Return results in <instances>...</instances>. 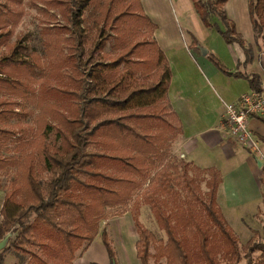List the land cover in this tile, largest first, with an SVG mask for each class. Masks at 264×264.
<instances>
[{"label":"trees","instance_id":"trees-1","mask_svg":"<svg viewBox=\"0 0 264 264\" xmlns=\"http://www.w3.org/2000/svg\"><path fill=\"white\" fill-rule=\"evenodd\" d=\"M40 1L52 22L40 28L39 53L28 33L12 40L22 0H0V149L10 150L7 142L22 132L18 154L0 153V171L7 173L0 183V238L16 234L0 252V264L10 248L26 256L27 264H72L97 234L111 264H117L100 222L128 212L142 188L166 238H157L133 217L141 264H241L243 259L264 264L258 232L240 245L217 203L218 171L176 162L171 154L172 141L181 133L167 99L171 70L140 0ZM227 1L191 3L202 24L216 27L227 44L241 46L249 62L251 45L227 16ZM211 15L219 16L224 30ZM248 15L264 52V0H248ZM197 44L192 36L191 46ZM206 55L231 74L215 55ZM233 75L245 77L252 91L264 90L258 74ZM25 100L33 102L35 112L17 108ZM27 115L31 126L12 122ZM181 185L187 198L175 188Z\"/></svg>","mask_w":264,"mask_h":264},{"label":"crops","instance_id":"crops-1","mask_svg":"<svg viewBox=\"0 0 264 264\" xmlns=\"http://www.w3.org/2000/svg\"><path fill=\"white\" fill-rule=\"evenodd\" d=\"M140 2L144 13L156 25L152 37L171 70L167 99L181 124V133L172 141L173 153L197 169L218 171L221 181L217 203L237 237L240 234L246 242L254 230H264V118L249 117V128L258 143V149L253 151L228 133L223 113L226 103L236 102L242 94L252 91L247 79L234 76V72L258 74L264 89V57L259 55L262 41L250 22L248 0H228L224 9L246 44L252 47L249 62L244 61L241 46L223 43L214 29L202 24L190 0L187 8L190 15L184 9L175 8L173 12L163 9L157 0ZM219 27L224 29L223 24ZM192 35L197 39L196 47L191 46ZM199 47L215 55L231 74L217 69L208 58H201ZM2 200L3 195L0 207ZM142 207L137 215L140 223L145 212ZM133 217L128 211L111 219L116 221L112 236L108 231L110 221L105 225L117 264H141L136 256L138 234ZM72 264H111L100 234Z\"/></svg>","mask_w":264,"mask_h":264},{"label":"rangeland","instance_id":"rangeland-1","mask_svg":"<svg viewBox=\"0 0 264 264\" xmlns=\"http://www.w3.org/2000/svg\"><path fill=\"white\" fill-rule=\"evenodd\" d=\"M157 3L158 4L160 3V7H162L163 9L169 8V9H171L172 12L174 11L173 9H175V8L184 9V10H186L187 15H190L189 9H187V8H189V0L188 1L187 0H157ZM43 6L44 5H43L42 1H40V0H22V5L20 6V8H17V10L20 11L21 15H20L19 19L17 20V22L14 24L13 36H12V40H13L16 35L28 33L30 35V42L29 43H30L31 47L39 53L42 50L41 39L39 37L40 28H42V26H44L45 24H48L47 22H52L51 19L47 20L48 17L42 11L44 9ZM53 11L54 10L49 11V14H51L49 16L52 17ZM8 19L11 22H13V17H11V18L9 17ZM210 20L213 24L215 23L218 27H219V24H221V26H222V22H221L219 16L211 15ZM211 28L214 29L215 32H217V34L219 35V37L221 39H223L222 35L216 30V27H211ZM223 28H224V25H223ZM219 29L224 30V29H221L220 27H219ZM192 36H191V38H192ZM223 43H225L224 39H223ZM196 46H198V44ZM196 46H192V47H196ZM104 50L106 52H109L110 51V44H108ZM252 52H253V50H252ZM259 55L264 57V52L260 50ZM201 58H208V57L205 54V55L201 56ZM17 108H19V109L24 108L25 110H32L33 112L36 111L33 102L27 101V100L21 102V104ZM16 121L17 120H14V119L12 120L13 123L15 122L19 125H22L23 127L31 126L32 125V116L27 115L26 117H20L19 122H16ZM21 133L22 132H19L15 137L12 138L11 141L7 142V147L10 150L0 149V153L4 154V155L18 154L19 152H17L16 148H18V147L20 148L19 144H20L21 140L18 139V137H19V135H21ZM53 136H54L53 133H51L48 136V141H50L51 143L53 140ZM29 137H30V135L29 136L27 135V136H25L24 139H28ZM171 154L176 158L175 159L176 162L179 161V159H181L176 153H173L172 148H171ZM9 173H13V169H11ZM6 175H7V173L0 171V183L1 184L5 182ZM196 176L198 179H200V177H201L198 175H196ZM202 178H207V176L204 175V177H202ZM175 184H177V182H175ZM200 186L203 190L206 189L204 180L200 181ZM175 188H176V190L179 191L181 198H187L188 197L186 195V191H185L183 185L176 186ZM2 195H3V191L0 190V199L2 198ZM146 196H147V192H146L145 188L138 190L134 194V197L128 206L129 213L132 216H135V215L137 216L139 213V210H138L139 207L143 206L142 208H144L145 212L141 215V219H140L141 223L147 229L152 231L157 238L165 240L166 236H165L164 232L158 227L156 220L150 211L149 205H147L144 202V198ZM115 218L116 217L114 216V217H109L108 220H102L100 222V230L105 229L106 223L109 222L111 219H115ZM0 220H1V216H0ZM115 222L116 221H110L108 224V231L110 232L111 236L114 235L113 234V224ZM238 239H239L240 245L245 243L243 237L240 234H239ZM256 241L264 244V230L258 232V235L256 236ZM55 251H56V249L54 248L52 250V252L49 251V253L51 255H53V254H55ZM104 252H105V249H104ZM79 254H81L80 250L76 252L77 256ZM258 255H259V252L256 251L253 253L252 257L256 258ZM27 262H28V258L26 256H24L20 253H17L13 249L10 248L4 252L3 261L1 264H27ZM151 263H152V260H151ZM241 264H245L244 259L241 261Z\"/></svg>","mask_w":264,"mask_h":264},{"label":"built area","instance_id":"built-area-1","mask_svg":"<svg viewBox=\"0 0 264 264\" xmlns=\"http://www.w3.org/2000/svg\"><path fill=\"white\" fill-rule=\"evenodd\" d=\"M251 115L264 118V91H251L242 94L236 102L226 103L224 106V127L242 146L257 150L258 143L248 125Z\"/></svg>","mask_w":264,"mask_h":264},{"label":"water","instance_id":"water-1","mask_svg":"<svg viewBox=\"0 0 264 264\" xmlns=\"http://www.w3.org/2000/svg\"><path fill=\"white\" fill-rule=\"evenodd\" d=\"M199 50L201 54L205 55L207 53V50L203 47H199ZM16 237V234L14 231L8 232L6 235H4L2 238H0V252L7 248L9 246V242L14 240Z\"/></svg>","mask_w":264,"mask_h":264}]
</instances>
